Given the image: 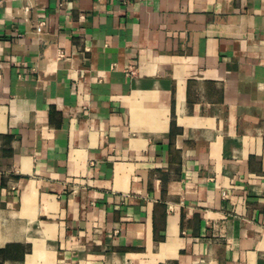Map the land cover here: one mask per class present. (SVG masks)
<instances>
[{"label":"crops","instance_id":"crops-1","mask_svg":"<svg viewBox=\"0 0 264 264\" xmlns=\"http://www.w3.org/2000/svg\"><path fill=\"white\" fill-rule=\"evenodd\" d=\"M0 264H264V0H0Z\"/></svg>","mask_w":264,"mask_h":264},{"label":"built area","instance_id":"built-area-1","mask_svg":"<svg viewBox=\"0 0 264 264\" xmlns=\"http://www.w3.org/2000/svg\"><path fill=\"white\" fill-rule=\"evenodd\" d=\"M42 23V22H41ZM36 29L39 31L40 30V24L37 25Z\"/></svg>","mask_w":264,"mask_h":264}]
</instances>
